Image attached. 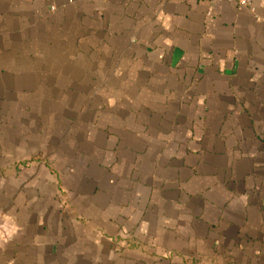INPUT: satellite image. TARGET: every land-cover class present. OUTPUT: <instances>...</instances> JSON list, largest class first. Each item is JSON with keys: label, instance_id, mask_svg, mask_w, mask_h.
Returning a JSON list of instances; mask_svg holds the SVG:
<instances>
[{"label": "crops", "instance_id": "0c3cea01", "mask_svg": "<svg viewBox=\"0 0 264 264\" xmlns=\"http://www.w3.org/2000/svg\"><path fill=\"white\" fill-rule=\"evenodd\" d=\"M0 264H264V0H0Z\"/></svg>", "mask_w": 264, "mask_h": 264}, {"label": "built area", "instance_id": "2783aa9c", "mask_svg": "<svg viewBox=\"0 0 264 264\" xmlns=\"http://www.w3.org/2000/svg\"><path fill=\"white\" fill-rule=\"evenodd\" d=\"M214 1H217V0H214ZM225 1L237 3L241 6L251 7L253 0H225Z\"/></svg>", "mask_w": 264, "mask_h": 264}, {"label": "rangeland", "instance_id": "374dc122", "mask_svg": "<svg viewBox=\"0 0 264 264\" xmlns=\"http://www.w3.org/2000/svg\"><path fill=\"white\" fill-rule=\"evenodd\" d=\"M52 10H55L54 8H52Z\"/></svg>", "mask_w": 264, "mask_h": 264}]
</instances>
